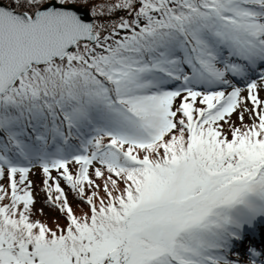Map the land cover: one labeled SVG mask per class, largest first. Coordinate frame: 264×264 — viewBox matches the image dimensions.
<instances>
[{
	"label": "snow or ice",
	"instance_id": "1",
	"mask_svg": "<svg viewBox=\"0 0 264 264\" xmlns=\"http://www.w3.org/2000/svg\"><path fill=\"white\" fill-rule=\"evenodd\" d=\"M261 93L264 0H0V264H264Z\"/></svg>",
	"mask_w": 264,
	"mask_h": 264
},
{
	"label": "rangeland",
	"instance_id": "2",
	"mask_svg": "<svg viewBox=\"0 0 264 264\" xmlns=\"http://www.w3.org/2000/svg\"><path fill=\"white\" fill-rule=\"evenodd\" d=\"M261 95L264 96V93H261ZM234 119H235V117H234ZM246 120H247V117H246ZM71 167H72V165H70V168ZM53 175H55V172H53ZM30 178L33 180V190H34V194H35V196L37 198L35 209L38 210L41 207H44L43 201H41V200H43L42 199L43 195L40 194V191H39V188H38L39 184L41 183L40 182L41 181L40 178L43 179L39 168H34L33 169V172L30 173ZM97 183H102V182L100 180H97ZM62 186H63V182H62ZM65 189H66V191H68V196H69L71 194V191H69L66 186H65ZM71 196H72V198L74 197V203L73 202H70V203L72 204L76 214L77 215H82L84 213H87L86 212V209H87L86 208V204H84L83 202L77 200L74 195H71ZM69 198H70V196H69ZM54 213L57 214V215L60 214V213L58 214V212H56L53 209L49 210V208L45 207L44 208V214L41 215L42 216L41 218H42V220L44 222L50 220L52 222L51 223L52 226H49V225L48 226L55 230L57 225H64V224H66V221H64L61 217H58V216L55 217ZM37 214H39V213H37ZM256 241L259 243V245H257L256 242H255L256 246L264 247V238L262 240L258 239Z\"/></svg>",
	"mask_w": 264,
	"mask_h": 264
},
{
	"label": "trees",
	"instance_id": "3",
	"mask_svg": "<svg viewBox=\"0 0 264 264\" xmlns=\"http://www.w3.org/2000/svg\"><path fill=\"white\" fill-rule=\"evenodd\" d=\"M40 184H39V191H40V194L41 195H43V200H41V201H44V199H45V195H44V193H43V191L41 190L42 189V179L40 178ZM7 183V181L5 180V184ZM101 194H103L102 192H101ZM72 195H74L73 193H72ZM36 197V196H35ZM69 200H70V202H73L74 203V197L72 198V196L69 198ZM36 202H37V198H36ZM85 204V203H84ZM86 212L88 213L89 212V206L86 204ZM49 210H52V209H49ZM56 212H58V211H56ZM58 214H59V212H58ZM54 216L56 217V216H58V217H61L64 221H66L65 220V218L61 215V214H59V215H57V214H55L54 213ZM42 216L41 215H39V214H37L34 218H39V219H41L42 220V218H41ZM43 221V220H42ZM44 222V221H43ZM49 226H52V222L50 221V220H48V221H45ZM67 223V222H66ZM65 225V224H64ZM64 225H60L61 227H63ZM54 227V226H53Z\"/></svg>",
	"mask_w": 264,
	"mask_h": 264
},
{
	"label": "bare ground",
	"instance_id": "4",
	"mask_svg": "<svg viewBox=\"0 0 264 264\" xmlns=\"http://www.w3.org/2000/svg\"><path fill=\"white\" fill-rule=\"evenodd\" d=\"M258 238H259V240H262L264 238V232H260Z\"/></svg>",
	"mask_w": 264,
	"mask_h": 264
}]
</instances>
